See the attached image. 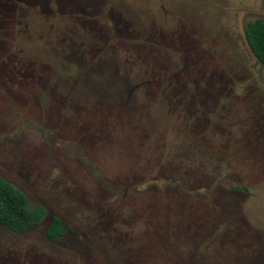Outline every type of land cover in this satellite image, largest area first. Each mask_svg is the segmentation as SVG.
<instances>
[{
  "label": "rangeland",
  "instance_id": "obj_1",
  "mask_svg": "<svg viewBox=\"0 0 264 264\" xmlns=\"http://www.w3.org/2000/svg\"><path fill=\"white\" fill-rule=\"evenodd\" d=\"M255 18L264 0H0V177L46 211L0 227V264H264Z\"/></svg>",
  "mask_w": 264,
  "mask_h": 264
},
{
  "label": "trees",
  "instance_id": "obj_2",
  "mask_svg": "<svg viewBox=\"0 0 264 264\" xmlns=\"http://www.w3.org/2000/svg\"><path fill=\"white\" fill-rule=\"evenodd\" d=\"M244 37L254 56L264 66V19L249 20L244 27ZM234 189L238 190L239 187L235 186ZM45 214V209L40 205L28 207L26 194L0 177V227L11 232H22L39 224ZM66 232L62 219L53 215L45 230L47 237L57 239Z\"/></svg>",
  "mask_w": 264,
  "mask_h": 264
}]
</instances>
